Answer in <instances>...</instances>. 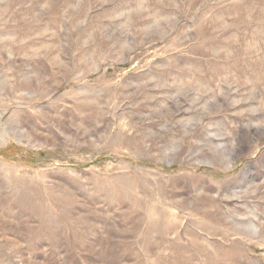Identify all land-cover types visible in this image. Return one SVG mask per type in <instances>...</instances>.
<instances>
[{"label":"rangeland","instance_id":"374dc122","mask_svg":"<svg viewBox=\"0 0 264 264\" xmlns=\"http://www.w3.org/2000/svg\"><path fill=\"white\" fill-rule=\"evenodd\" d=\"M0 264H264V0H0Z\"/></svg>","mask_w":264,"mask_h":264},{"label":"bare ground","instance_id":"6f19581e","mask_svg":"<svg viewBox=\"0 0 264 264\" xmlns=\"http://www.w3.org/2000/svg\"><path fill=\"white\" fill-rule=\"evenodd\" d=\"M85 106H82L81 108H78V107H74V108H71V109H67L64 111V113L74 117V118H77L79 123L83 124V125H90V126H93L95 121L101 119V116L97 113V114H92L91 116H84V117H79L80 115H76L75 113L76 112H80V113H83L82 111H80L81 109H84ZM100 107V106H99ZM36 116V115H34ZM40 116V115H39ZM78 116V117H76ZM82 116V115H81ZM32 117V115H31ZM31 119V118H30ZM35 119H38L37 117L34 118ZM57 123V122H56ZM27 124V123H26ZM62 126V125H61ZM83 132V131H82ZM54 133V132H53ZM73 140V139H72ZM172 217V216H171ZM156 218V217H155ZM173 218V217H172ZM171 219V218H170ZM154 220V219H153ZM157 222V221H156ZM173 232V231H172ZM175 233V232H174ZM140 238V237H139ZM154 255V254H153ZM209 262V261H208ZM160 263V262H159Z\"/></svg>","mask_w":264,"mask_h":264}]
</instances>
